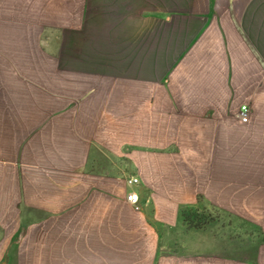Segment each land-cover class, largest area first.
Masks as SVG:
<instances>
[{"label":"crops","instance_id":"0c3cea01","mask_svg":"<svg viewBox=\"0 0 264 264\" xmlns=\"http://www.w3.org/2000/svg\"><path fill=\"white\" fill-rule=\"evenodd\" d=\"M0 264H264V0H0Z\"/></svg>","mask_w":264,"mask_h":264},{"label":"rangeland","instance_id":"374dc122","mask_svg":"<svg viewBox=\"0 0 264 264\" xmlns=\"http://www.w3.org/2000/svg\"><path fill=\"white\" fill-rule=\"evenodd\" d=\"M218 212L212 210L211 208H207L204 205H200L198 207H196L194 210H191L190 213L184 217V221L187 220V218H189V222H192L194 220L195 223H203V222H207L209 221L211 218L218 216ZM232 225L237 226V223H233L231 222ZM244 228H246L244 226ZM250 241V246L252 244H254L255 239L251 238L249 239ZM248 245V244H246Z\"/></svg>","mask_w":264,"mask_h":264},{"label":"built area","instance_id":"2783aa9c","mask_svg":"<svg viewBox=\"0 0 264 264\" xmlns=\"http://www.w3.org/2000/svg\"><path fill=\"white\" fill-rule=\"evenodd\" d=\"M243 122H247L249 119V112L246 106L243 107V111L240 113ZM139 179L137 177L129 179V183H137ZM126 199L139 208V196L136 192L131 191L127 194Z\"/></svg>","mask_w":264,"mask_h":264},{"label":"trees","instance_id":"16d2710c","mask_svg":"<svg viewBox=\"0 0 264 264\" xmlns=\"http://www.w3.org/2000/svg\"><path fill=\"white\" fill-rule=\"evenodd\" d=\"M189 213H190V211L184 212L183 217L187 216ZM189 221H190L189 218H187L186 222H188V223H190L196 227H199L203 224V223H195L194 220L192 222H189Z\"/></svg>","mask_w":264,"mask_h":264}]
</instances>
